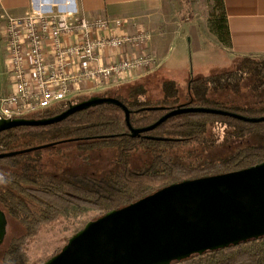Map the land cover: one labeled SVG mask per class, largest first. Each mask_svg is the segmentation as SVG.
<instances>
[{
    "label": "trees",
    "instance_id": "obj_1",
    "mask_svg": "<svg viewBox=\"0 0 264 264\" xmlns=\"http://www.w3.org/2000/svg\"><path fill=\"white\" fill-rule=\"evenodd\" d=\"M208 25L220 44L229 48L230 37L223 0H214ZM247 75L257 83L255 95H263L264 56L241 57L234 70L217 77L227 85L226 88L222 84V91H232L233 87L230 89L229 85L238 87ZM200 82L191 80L189 92L199 96L205 94L198 87ZM124 84L95 95L114 97L122 102L129 110V121L133 128L153 124L174 108L161 99H153L142 81L135 85L128 84L125 89L122 87ZM87 98L89 96L78 95L25 118L51 117ZM262 102L264 99L258 103ZM192 103L194 107L199 106L198 102ZM234 105L228 110L220 102L217 108L246 117L264 116V106L244 104L251 109L255 106L256 113L246 110L244 105ZM215 117L205 113L179 114L168 118L153 130L132 137L122 108L113 104H100L81 109L52 125L20 126L1 131L0 153L48 145L0 158V174L7 181L0 184V210L6 217L17 219L25 229L23 236L11 240L3 264H28L24 245L43 224L81 218L82 222L75 229V234L90 220L167 185L264 162V121L250 123L229 116ZM215 125L226 129V142L246 136H252L258 142L238 147L232 154L218 160L197 157L193 154L194 146L204 149L215 142L212 135ZM104 149L112 150L114 165L101 176L78 174L66 169L70 155L87 159V153ZM137 154L143 159L133 166L131 160ZM90 212H95L96 216L89 217ZM189 258H195L192 264H264V236Z\"/></svg>",
    "mask_w": 264,
    "mask_h": 264
},
{
    "label": "water",
    "instance_id": "obj_2",
    "mask_svg": "<svg viewBox=\"0 0 264 264\" xmlns=\"http://www.w3.org/2000/svg\"><path fill=\"white\" fill-rule=\"evenodd\" d=\"M100 104L122 108L132 137L185 113L219 114L250 123L264 121V116L252 118L220 109L179 106L153 124L133 128L129 110L122 102L114 97L93 95L51 117L0 119V132L20 126L52 125L81 109ZM37 148L0 153V158ZM5 235V214L0 210V242ZM261 236H264V162L173 183L111 210L87 222L43 264H171Z\"/></svg>",
    "mask_w": 264,
    "mask_h": 264
},
{
    "label": "rangeland",
    "instance_id": "obj_3",
    "mask_svg": "<svg viewBox=\"0 0 264 264\" xmlns=\"http://www.w3.org/2000/svg\"><path fill=\"white\" fill-rule=\"evenodd\" d=\"M164 13L160 23L149 32L151 33L150 46L158 53H154L159 61V66L150 72H146L142 77L132 79L131 83L124 84V89L128 84L135 85L142 81L149 95L153 99H161L162 102L174 108L179 106L194 107L193 101L198 102V107L217 108L223 102L226 109L231 110L232 106L253 105L264 106L263 95H255L254 80L245 76L238 87L230 86L231 90L222 91V81L217 77L224 72L234 70L235 64L241 59L220 44L218 39L209 30L208 20L214 0H163ZM4 22L0 13V24ZM155 38H154V37ZM165 56L164 60L162 56ZM3 53L0 45V72H3ZM191 80H200L202 94L189 92ZM0 83L4 84V79L0 77ZM167 86V87H166ZM227 88V85H223ZM194 87V83H193ZM115 88V87H114ZM119 88V87H118ZM236 88V89H235ZM234 90V91H233ZM105 91V90H104ZM102 91L89 93L86 96L102 94ZM234 92V93H233ZM199 96V97H198ZM241 106V107H242ZM240 107V108H241ZM245 109L253 110L244 105ZM221 110V109H220ZM224 110V111H228ZM229 112V111H228ZM234 113V112H231ZM257 113V112H256ZM210 114V113H205ZM223 116L219 114H211ZM255 118V117H252ZM227 133L224 127L215 125L212 135L215 139L209 148L201 149L194 146L193 154L203 159L218 160L232 154L236 148L244 145H254L258 140L252 136L225 141ZM196 149V150H195ZM182 153V150L179 149ZM88 158L73 157L70 155L69 164L66 169L74 173H86L93 176H101L104 172L113 167V152L110 149L87 153ZM143 157L135 155L131 163L137 166ZM61 167H65L62 165ZM89 217L96 216L95 212H90ZM82 222L81 218H70L68 220H58L43 224L36 233L26 240L24 251L27 255L28 264H43L67 243L68 239L74 235ZM25 234L23 225L14 218L7 217L6 237L0 246V264H3L4 255L11 240L19 238ZM195 258H189L171 264H192Z\"/></svg>",
    "mask_w": 264,
    "mask_h": 264
},
{
    "label": "built area",
    "instance_id": "obj_4",
    "mask_svg": "<svg viewBox=\"0 0 264 264\" xmlns=\"http://www.w3.org/2000/svg\"><path fill=\"white\" fill-rule=\"evenodd\" d=\"M0 45L3 72L0 77V119L25 118L69 99L81 82L95 88L110 80L131 81L139 72H150L159 61L149 49L151 33H108L122 25L120 19L80 18L70 21L59 13L33 10L23 16H3ZM126 46H137L130 54ZM117 52L105 63L102 51ZM9 86V92H6Z\"/></svg>",
    "mask_w": 264,
    "mask_h": 264
},
{
    "label": "crops",
    "instance_id": "obj_5",
    "mask_svg": "<svg viewBox=\"0 0 264 264\" xmlns=\"http://www.w3.org/2000/svg\"><path fill=\"white\" fill-rule=\"evenodd\" d=\"M55 7L49 6V0H0L2 16H23L33 10L63 14L70 21L80 18L120 19L122 25L111 29L108 33H135L140 28L152 30L160 23L164 13L163 0H54ZM230 37L229 50L237 57L264 56V0H223ZM71 13V14H69ZM154 37V36H153ZM155 38V37H154ZM154 53L158 48L150 46ZM130 54L138 52L137 46H126ZM117 52L104 50L102 58L105 63L117 59ZM164 60L165 56H162ZM146 73L139 72L133 79ZM5 80L4 84L5 85ZM112 80L108 84L95 88L81 82L72 91L73 98L97 91L114 88ZM9 86L6 92H9ZM69 98V99H70Z\"/></svg>",
    "mask_w": 264,
    "mask_h": 264
},
{
    "label": "clouds",
    "instance_id": "obj_6",
    "mask_svg": "<svg viewBox=\"0 0 264 264\" xmlns=\"http://www.w3.org/2000/svg\"><path fill=\"white\" fill-rule=\"evenodd\" d=\"M49 6L50 7H55L56 6L55 3H54V0H49ZM69 14H71V13H69ZM5 183H7V181H6L5 177H4V175L0 174V184H5Z\"/></svg>",
    "mask_w": 264,
    "mask_h": 264
},
{
    "label": "flooded vegetation",
    "instance_id": "obj_7",
    "mask_svg": "<svg viewBox=\"0 0 264 264\" xmlns=\"http://www.w3.org/2000/svg\"><path fill=\"white\" fill-rule=\"evenodd\" d=\"M6 227H7V217L5 216V230H6ZM5 237H6V235H5ZM4 239H5V238H4ZM4 239H3L2 242H0V246L3 244Z\"/></svg>",
    "mask_w": 264,
    "mask_h": 264
}]
</instances>
